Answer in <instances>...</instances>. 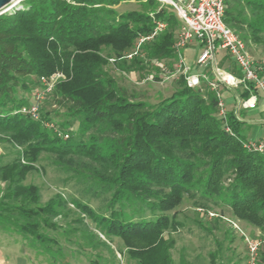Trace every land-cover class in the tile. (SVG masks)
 Instances as JSON below:
<instances>
[{"label": "trees", "instance_id": "1", "mask_svg": "<svg viewBox=\"0 0 264 264\" xmlns=\"http://www.w3.org/2000/svg\"><path fill=\"white\" fill-rule=\"evenodd\" d=\"M124 1L131 0H22L0 14V143L13 149L9 160L0 156V217L9 213L15 230L59 253L56 239L42 230L58 228L54 220L67 218L71 203L85 217L74 220L84 235L87 219L105 238L89 231L91 247L115 257L110 243L119 239L120 255L136 264H176L174 240L165 234L184 226L178 210L184 198L204 210L227 208L237 220L264 227V152L245 146L244 121L235 109L219 115L206 80L188 87L181 79L176 90L151 103L106 75L110 60L125 62L138 39L152 32L151 13L166 28L144 41L134 58L153 66L151 59L176 56V13L157 0H146L145 10L119 12ZM225 5V24L247 47H263L264 0ZM232 63L220 67L240 75ZM56 72L63 78L45 95L62 114L40 104L37 118L25 112L31 104L25 93L35 84L30 78H37L39 92V78ZM238 90L243 100L251 92ZM42 159L103 200L105 211L60 192L41 204L40 188L24 181L32 171L45 172Z\"/></svg>", "mask_w": 264, "mask_h": 264}, {"label": "rangeland", "instance_id": "2", "mask_svg": "<svg viewBox=\"0 0 264 264\" xmlns=\"http://www.w3.org/2000/svg\"><path fill=\"white\" fill-rule=\"evenodd\" d=\"M146 8V0L141 3L134 0L124 1L116 6L119 12L145 10ZM248 50L255 59L264 58V46H249ZM225 56L224 51L217 53L215 60L217 68L221 66L222 62L224 65L233 64L230 57L223 61ZM125 59L127 60L122 63L118 62L123 59L117 62L110 60L105 67L106 75L123 90L133 93L135 98L151 103L157 102L176 90L178 81L184 79L189 72H193L196 65L193 63L188 66V73L183 74L182 70L177 71L176 56L170 59H151V61H157V64L153 66L140 63L134 56ZM204 69L205 67L197 66V73ZM211 71V68H206V73L213 78ZM227 71L232 72L233 70ZM30 79L35 84L25 93V96L28 103H33L40 86L36 77ZM218 89L224 100L231 98L234 100L235 90V100L239 97L238 88L228 89L220 84ZM39 104L52 113L57 111L62 114V109H58L49 100V96L45 95ZM61 118L62 116L59 115L55 117V120L59 122ZM243 119L246 120L247 117L244 116ZM55 127L57 126L55 125ZM0 156L4 161L9 160L13 156L12 147L7 143H0ZM41 164L45 166V172L32 171L24 181L25 184H35L40 188L41 204L55 193L60 192L66 200L78 198L98 212L105 211L103 200L85 194L82 187L76 184L75 179L68 173L53 167L46 159H42ZM3 188L4 184L0 182V197L3 194ZM69 206L73 211H70L67 218L57 217L54 220L58 224V228L42 230L56 239L60 245L59 253L55 251L57 247H53L51 252L44 251L39 242L34 241L31 236L15 230L12 220L8 219L12 218V215L3 213L6 217H0V264H136L127 255H120L118 249L122 247V242L119 239H114L112 243L108 241L115 257L111 251L104 247H91L89 231L99 234L103 240L104 236L87 219L85 222L89 231L87 235H84L82 227L74 220L80 216L85 217L71 203ZM178 210L184 226L176 232L165 234L174 240L171 256L176 264H246L247 249L243 236L231 222L236 223L241 231L250 238H264V227L257 228L237 220L227 208L215 207L204 210L194 206L188 198H184ZM262 257H264V245L259 250L257 264H264Z\"/></svg>", "mask_w": 264, "mask_h": 264}, {"label": "built area", "instance_id": "3", "mask_svg": "<svg viewBox=\"0 0 264 264\" xmlns=\"http://www.w3.org/2000/svg\"><path fill=\"white\" fill-rule=\"evenodd\" d=\"M161 5L169 6L177 15L181 22L177 30L174 51L177 58V71L182 70L183 74L188 73V66L185 63L184 49L191 42H197L199 52L196 56L195 64L200 67L212 66L213 78L206 72H189L185 76L188 87L196 86L200 80H206L209 87L216 92L218 98V111L222 118L226 117V102L219 92L218 86L221 84L228 89L243 87L250 90V95L243 100L237 97V107L254 109L260 99L264 100V58L255 59L250 54L246 43L224 20L225 0H157ZM155 26L147 36H141L136 42L132 51L125 55V58H132L139 54L141 44L152 39L166 28L162 20H156L154 14H150ZM219 51H224L237 66L240 75L234 72L223 71L217 68L216 56ZM157 64L156 60H152ZM263 72V73H262ZM263 74V75H262ZM63 78V74L56 72L50 76L39 78L42 89L35 95V102L24 109L37 118L39 103L45 94L52 91L54 85ZM253 84L251 88L248 84ZM47 126H52L48 125ZM228 130V128H227ZM246 147L264 152V141L248 140ZM214 215L213 213H209ZM233 227L239 230L243 236L247 249V263L257 264L258 253L264 245L263 239H253L244 234L239 226L231 222Z\"/></svg>", "mask_w": 264, "mask_h": 264}, {"label": "crops", "instance_id": "4", "mask_svg": "<svg viewBox=\"0 0 264 264\" xmlns=\"http://www.w3.org/2000/svg\"><path fill=\"white\" fill-rule=\"evenodd\" d=\"M198 52L199 46L197 42H191L186 46V48L184 49V57L187 66H190L195 63ZM206 68L212 69V66L205 67V69L201 72H206ZM219 69L227 71V69H225L224 67L219 66ZM193 72H198L196 65L193 68ZM225 102L227 109H235L239 118L244 121V133L246 135V140L264 141V100L260 99L256 108L254 109L240 108L237 107L238 104L237 99L235 100L234 92V100L233 98L225 99ZM243 115L247 117L246 120L243 119ZM254 115H256L257 117H253Z\"/></svg>", "mask_w": 264, "mask_h": 264}, {"label": "water", "instance_id": "5", "mask_svg": "<svg viewBox=\"0 0 264 264\" xmlns=\"http://www.w3.org/2000/svg\"><path fill=\"white\" fill-rule=\"evenodd\" d=\"M22 0H0V14L19 8Z\"/></svg>", "mask_w": 264, "mask_h": 264}]
</instances>
